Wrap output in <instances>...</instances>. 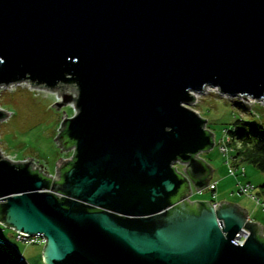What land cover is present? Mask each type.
Returning a JSON list of instances; mask_svg holds the SVG:
<instances>
[{
  "label": "water",
  "instance_id": "95a60500",
  "mask_svg": "<svg viewBox=\"0 0 264 264\" xmlns=\"http://www.w3.org/2000/svg\"><path fill=\"white\" fill-rule=\"evenodd\" d=\"M23 82L75 107L54 175L0 152V226L43 264H264L246 209L191 200L214 138L189 107L264 100V0H0V88Z\"/></svg>",
  "mask_w": 264,
  "mask_h": 264
},
{
  "label": "rangeland",
  "instance_id": "374dc122",
  "mask_svg": "<svg viewBox=\"0 0 264 264\" xmlns=\"http://www.w3.org/2000/svg\"><path fill=\"white\" fill-rule=\"evenodd\" d=\"M64 86L67 87V85ZM59 90H62V87ZM194 99V103L189 107L206 120V127L214 138V147L200 153L199 157L209 164L211 169L215 170L210 182L218 185L217 200L237 204L246 209L249 219L252 218L254 222L264 228L262 205H257L248 196L238 193L239 184L249 183L254 187L252 192L257 193L264 200L262 194L264 173L258 171L253 165L242 161L238 164L239 168L231 165L233 173H230L226 157L221 155L216 147V143L224 136V131L236 120L264 124V100L256 102L250 98H230L221 95L216 87L207 88L199 95L194 94ZM58 102H62V97H58L57 91L33 88L30 83L23 82L9 87H1L0 109L6 113H12L0 121L1 154L14 162L27 161L28 158H31L34 160V164L38 162L37 165H42L43 171L46 170L50 175H54L58 159L68 160L73 155L72 149L60 153L61 148L57 147L59 143L53 141L59 134L58 130L62 121L75 114L73 103H67L55 111L57 107L52 108L51 106ZM174 167L182 172V165L177 163ZM241 167L245 171L242 176L240 175ZM235 172H237L235 175H231ZM191 200L211 201L213 200L212 193L207 188L199 193L194 191ZM4 231L12 233L8 229ZM4 235L6 236V234ZM1 240L4 242L2 245L0 244L1 251L3 254L6 253L8 258L22 264H43L41 258L43 244L25 246L15 242L12 236L1 237ZM20 254L24 255L26 261L20 258Z\"/></svg>",
  "mask_w": 264,
  "mask_h": 264
},
{
  "label": "trees",
  "instance_id": "16d2710c",
  "mask_svg": "<svg viewBox=\"0 0 264 264\" xmlns=\"http://www.w3.org/2000/svg\"><path fill=\"white\" fill-rule=\"evenodd\" d=\"M226 131L231 139L230 146L234 152L232 153L233 157L253 165L258 171L264 173V124L236 120ZM59 135H63L65 138V143H67L65 148L68 149L73 145L67 139L64 131H61ZM262 194L264 195V187ZM5 254L2 253L0 247V264H22L8 258Z\"/></svg>",
  "mask_w": 264,
  "mask_h": 264
},
{
  "label": "built area",
  "instance_id": "2783aa9c",
  "mask_svg": "<svg viewBox=\"0 0 264 264\" xmlns=\"http://www.w3.org/2000/svg\"><path fill=\"white\" fill-rule=\"evenodd\" d=\"M207 88H205L206 90ZM204 90V91H205ZM203 91V92H204ZM218 91V89H217ZM231 143V139L228 137L227 135V131H224V136L222 137V139L220 141H218V143H216V147L218 148V151L221 155H223L224 157H226V164L228 165V167L230 168V173H233L232 169H231V165L238 167V164L240 163L241 159H234L232 156L233 153V149L230 146ZM231 161V163H230ZM239 168V167H238ZM239 171V170H238ZM44 173V171H42ZM237 172H235L234 174L231 175H235ZM245 171L243 169V167H241L240 169V175H244ZM207 189L209 191L212 192V199L211 202L213 204H215V206L217 205L218 202H214L215 201V189H216V184L215 183H211L209 184V186L207 187ZM254 190V187H252L249 183H247L246 185H238V193L239 194H243L248 196L251 200H253L257 205H262L263 210H264V200L263 198H260L258 196L257 193H253L252 191ZM262 202V204H261ZM5 229L0 226V233L3 232ZM245 233L246 231H243L241 233V235L239 236V240H237L238 244H242L245 238ZM13 237L15 242L23 244L25 246H32V245H41L44 244V238L40 235H36V236H27L25 234L22 233H17V232H13ZM4 242H2L1 238H0V244L2 245ZM20 258L22 259V256H20Z\"/></svg>",
  "mask_w": 264,
  "mask_h": 264
},
{
  "label": "crops",
  "instance_id": "0c3cea01",
  "mask_svg": "<svg viewBox=\"0 0 264 264\" xmlns=\"http://www.w3.org/2000/svg\"><path fill=\"white\" fill-rule=\"evenodd\" d=\"M209 165V164H208ZM211 167V166H210ZM212 170H214L213 168H212ZM214 173H215V170L213 171V174H212V176H211V179L213 178V175H214ZM212 183V182H211ZM217 184V183H216ZM217 189H218V185H216V189H215V201L214 202H219L217 199H218V192H217ZM211 192V191H210ZM212 193V192H211ZM263 197H264V195H263ZM211 202V201H210ZM221 202V201H220ZM249 216V215H248ZM251 220H252V218H250ZM253 221V220H252ZM254 222V221H253ZM257 223V222H256ZM12 233H10V232H8V233H6V231H4V232H1L0 233V236L1 237H6V236H9V237H13V231H11ZM4 234H6V236L4 235ZM263 234H264V228H263ZM0 237V238H1ZM9 240V239H8ZM40 246V245H39ZM38 255L40 256V252L38 253ZM20 256H22V260L23 261H26L25 260V258H24V255L22 254H20ZM40 258V257H39Z\"/></svg>",
  "mask_w": 264,
  "mask_h": 264
},
{
  "label": "flooded vegetation",
  "instance_id": "af4514ba",
  "mask_svg": "<svg viewBox=\"0 0 264 264\" xmlns=\"http://www.w3.org/2000/svg\"><path fill=\"white\" fill-rule=\"evenodd\" d=\"M62 136V135H61ZM61 141H62V143H65V138H64V136L61 138Z\"/></svg>",
  "mask_w": 264,
  "mask_h": 264
}]
</instances>
